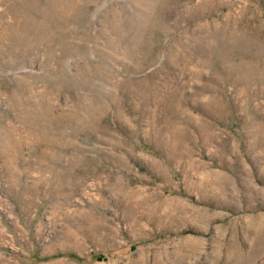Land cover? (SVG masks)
Here are the masks:
<instances>
[{
	"label": "rangeland",
	"instance_id": "rangeland-1",
	"mask_svg": "<svg viewBox=\"0 0 264 264\" xmlns=\"http://www.w3.org/2000/svg\"><path fill=\"white\" fill-rule=\"evenodd\" d=\"M0 36V264H264V0H0Z\"/></svg>",
	"mask_w": 264,
	"mask_h": 264
},
{
	"label": "bare ground",
	"instance_id": "bare-ground-1",
	"mask_svg": "<svg viewBox=\"0 0 264 264\" xmlns=\"http://www.w3.org/2000/svg\"><path fill=\"white\" fill-rule=\"evenodd\" d=\"M24 11H25V9H23ZM27 11V10H26ZM21 12H23V11H21ZM24 14V13H23ZM17 15V14H16ZM32 18V17H31ZM32 22V21H31ZM24 23V22H23ZM1 37V36H0ZM6 37V36H5ZM10 37V36H9Z\"/></svg>",
	"mask_w": 264,
	"mask_h": 264
}]
</instances>
